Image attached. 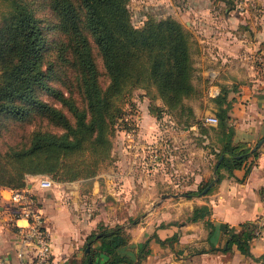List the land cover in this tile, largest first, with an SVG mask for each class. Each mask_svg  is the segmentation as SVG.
<instances>
[{
	"label": "trees",
	"instance_id": "16d2710c",
	"mask_svg": "<svg viewBox=\"0 0 264 264\" xmlns=\"http://www.w3.org/2000/svg\"><path fill=\"white\" fill-rule=\"evenodd\" d=\"M46 1L57 17L53 27L62 34L57 57L65 71L60 78L72 80L67 90L48 81L54 74V62L45 66L44 28L30 7L21 0H11L0 22V116L24 121L32 113H40L63 130L56 133L36 129L27 144H9L6 149H0V185L13 188L27 186L28 175H50L58 182L95 177L103 163L111 158L114 133L130 127L123 102L133 88L152 86L167 109H186L192 118L195 117L193 108L184 101L201 92L193 81L198 42L186 24L176 17L148 16L142 26L136 27L131 22L128 0H75L78 6L74 0ZM212 1L216 4L219 0ZM238 1L223 0V3L233 8ZM84 29L89 31L101 55L108 76L106 85L99 81L92 46ZM39 88L59 100L71 117L41 98ZM210 99L217 106L220 144L217 178L224 175L221 169L231 174L234 168L242 166H246V174L251 168V164L246 165L247 160L250 155L256 156L257 148L251 150L243 142H233L227 88L222 86ZM260 139L264 140V136ZM208 183H200L201 188L190 189L183 195L201 194ZM211 189L212 185L206 194ZM210 213L209 205L196 204L187 219H204ZM204 222L211 225L208 219ZM258 226L256 220L243 221L238 226L222 222L224 243L214 248L227 251L234 245L242 255L258 259L264 253L255 257L250 250V241L257 236ZM156 238L160 242L166 240ZM128 240L122 224L98 223L86 238V243H91L89 251L80 261L70 264L88 261L96 264L93 260L99 253L107 255L102 264H138L149 252L150 238L138 247L135 257L118 251ZM95 241H99L98 247L92 246Z\"/></svg>",
	"mask_w": 264,
	"mask_h": 264
},
{
	"label": "crops",
	"instance_id": "0c3cea01",
	"mask_svg": "<svg viewBox=\"0 0 264 264\" xmlns=\"http://www.w3.org/2000/svg\"><path fill=\"white\" fill-rule=\"evenodd\" d=\"M160 1L142 0L151 3ZM164 2L167 15L184 22L198 42L199 52L194 54V62L204 66L198 69L197 76H202L205 82L202 86L205 97L210 99L219 93L222 86L227 88V99L231 100L228 122L233 129L232 140L243 142L252 150L264 136V0H239L233 8L226 7L220 0L216 4L212 0ZM213 107L217 109L216 104ZM187 145L188 142L181 144L182 147ZM133 152L127 154L122 150L116 159L119 164L117 175L121 181L117 187L123 193L118 197L121 198L120 205L129 212L148 203L142 195L144 173L149 171L154 174L163 159L162 153L154 151L151 154L153 163L146 170L140 152ZM172 156V150L167 151L165 159L171 160ZM249 164L251 168L246 174V166L234 168L231 174L222 169L224 175L212 184L211 191L204 198L193 201L211 207V213L204 219L177 220L179 212L170 215L163 211L165 213L158 214L162 206L172 202L179 206L191 202L190 198L174 193L157 203L156 209L145 212L144 219L137 224L128 226L123 222L124 218L117 220L129 235L127 245L120 246L118 251L135 257L138 247L150 238L149 252L138 264H264V256L258 259L244 256L234 245L227 251L214 248L224 243L225 236L220 227L222 222L235 226L247 220H256L258 224L264 222V140L257 147L256 156H249L246 165ZM110 174L102 168L91 179L62 182L61 190L51 195L52 208L44 215L50 235L52 264H70L85 256L87 235L105 220L102 206L105 188L102 183L107 184L111 191ZM203 174L195 173V180L200 182ZM39 176L28 175V178H35L38 186ZM144 184L148 186L147 182ZM27 186L35 193L34 185L28 179ZM193 186L189 188L193 189ZM67 196L71 197V202L74 200L70 210L63 199ZM96 204H99L98 208ZM42 210L44 212L43 207ZM205 219L211 225L205 224ZM173 235L175 237H171ZM156 236L166 240L160 242ZM92 246L98 247L99 241ZM21 249L16 226L11 220V205L0 194V259L9 264H30L28 257L17 254ZM250 250L255 257L263 254L264 236L253 237ZM106 259V254L99 253L93 262L102 264Z\"/></svg>",
	"mask_w": 264,
	"mask_h": 264
},
{
	"label": "rangeland",
	"instance_id": "374dc122",
	"mask_svg": "<svg viewBox=\"0 0 264 264\" xmlns=\"http://www.w3.org/2000/svg\"><path fill=\"white\" fill-rule=\"evenodd\" d=\"M10 1L11 0H0V22L3 20V15L8 6L7 4ZM21 1L25 2L27 6L30 7L43 25L46 36V44L43 51L45 66H47L50 61L54 62V74L48 79L49 83L63 90H67L72 80L69 79V77L64 80L60 78L65 73L64 67L57 57L58 40L62 37V34L57 28L53 27V24L57 20L54 11L50 8L46 0ZM220 2L223 3V0H220ZM74 3L77 6L79 5L75 0ZM128 6L130 9L131 22L136 27L142 26L148 16H167L164 0L154 3L142 2V0H128ZM84 31L92 46L93 57L98 68L99 81L102 85H106L108 83V76L105 72L101 55L89 31L86 29H84ZM195 59L197 60L198 57L196 56ZM193 65L195 67L193 80L201 92L193 97L185 99L184 102L192 106L194 118L188 116L186 109H181L179 107L167 109L160 97L156 95V90L152 86L146 88L136 87L126 94L123 102V109L125 117L128 118L127 124H129L130 127L118 129L114 133L111 138V158L101 166V169L103 168L111 173L108 178L111 181L113 190L111 189L110 191V189L106 187L107 184L105 185L104 182L102 183L105 188L103 192L104 197L102 199L105 220L100 223L108 226L114 225L120 223L117 222V220L124 218L123 222L128 226L137 224L144 219L145 212L148 213L156 209L157 203H161L164 199L162 196L166 195L165 197H168L174 193L182 195V197L190 198L191 202L180 206L172 202L171 204L162 206L158 214L161 215L165 213L163 211H167L170 215L179 212L181 214L178 216L177 220L187 218L193 206L196 205L193 201H196V198H204L206 192L192 196H184L183 193L189 191L191 189L189 186L193 184V190H195L202 187L200 183L210 182L214 177H218L216 172L217 168H214L218 160L217 154L220 147L219 141L217 140V123L209 124L204 121L206 113L216 115V109L213 107L215 103L209 99V97H205L202 89V86H205V82L202 76H197L198 69L200 70L204 68V66L198 64L197 61H195ZM37 92L41 98L62 108L63 111L71 117V113L67 108L54 96L40 88L37 89ZM155 106L162 109H156ZM149 108L153 109L154 112L151 113ZM195 120H199V122L196 123ZM36 129L49 130L56 133L63 131L40 113H32L24 121H17L12 117L3 115L0 116V149H6L9 144H27L32 132ZM184 142H188V145L182 147L181 144ZM122 150L127 154H130L132 151L136 154L137 151H139L140 159L142 162L144 161L146 170L147 168L149 169L153 163L151 154L154 151L162 153L163 156V159L160 157L159 160L161 161L162 159V163L158 165L159 168L154 174H151L149 171L144 173L146 178H143L142 182V188H144L142 195L148 199V203H144L139 208L133 207L134 209L131 212H129V209L127 210L120 205L121 198L118 197V195L122 196L123 193L120 192L118 189L119 187H117L120 185L121 181H119L117 175L119 164L116 163V159ZM170 150H172L173 158L171 160H166L165 154ZM185 151H187L189 155ZM197 172H204L200 182L195 180V173ZM27 179L29 183H33V188L35 189L33 190L35 192L34 194L40 201V205L44 209V214H46L49 212L50 208H52L53 202L51 201V195L61 190L60 184H62V182L54 180L52 187L43 189L36 186L35 178L29 179L27 177ZM145 182H147L148 186H145ZM151 185H154L153 189H150ZM63 199L67 202V208L70 210V206H72L74 200L71 202L70 196L66 198L63 197ZM98 199L99 198H97V200ZM97 200H95L94 203ZM96 207L98 208L99 204H96ZM107 217L108 219H106Z\"/></svg>",
	"mask_w": 264,
	"mask_h": 264
},
{
	"label": "built area",
	"instance_id": "2783aa9c",
	"mask_svg": "<svg viewBox=\"0 0 264 264\" xmlns=\"http://www.w3.org/2000/svg\"><path fill=\"white\" fill-rule=\"evenodd\" d=\"M204 121L216 124L218 119L215 114L209 113L204 116ZM37 181L41 188H50L54 183L48 175H40ZM0 194L11 205V220L16 226V233L23 247L17 254L28 257L30 264H52L49 230L38 198L28 186L20 188L0 186ZM256 233L264 236V225L259 224ZM0 264L9 263L0 259Z\"/></svg>",
	"mask_w": 264,
	"mask_h": 264
},
{
	"label": "water",
	"instance_id": "95a60500",
	"mask_svg": "<svg viewBox=\"0 0 264 264\" xmlns=\"http://www.w3.org/2000/svg\"><path fill=\"white\" fill-rule=\"evenodd\" d=\"M262 139H259V141L254 145V147L252 149H255L257 148V146L261 143ZM220 160V159H219ZM219 160L217 161V163L215 164V169L218 167V164H219ZM214 180V181H213ZM212 181H210L208 183V185L202 190L201 193H204L207 191V189L212 185L213 182H215L217 180V177H214ZM166 195L162 196V198H164ZM89 251V243L86 244V247H85V252H88ZM87 264H90V261L87 262Z\"/></svg>",
	"mask_w": 264,
	"mask_h": 264
}]
</instances>
